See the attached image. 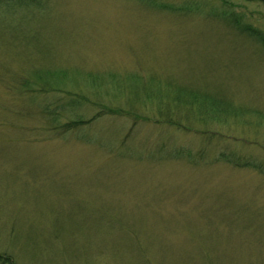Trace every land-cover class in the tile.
<instances>
[{"label":"rangeland","instance_id":"obj_1","mask_svg":"<svg viewBox=\"0 0 264 264\" xmlns=\"http://www.w3.org/2000/svg\"><path fill=\"white\" fill-rule=\"evenodd\" d=\"M243 28L264 38V0H0V256L264 264V176L214 163L229 152L264 164V45ZM37 71L57 90L31 104L18 81ZM109 74L222 96L230 124L194 118L192 128L236 139L208 141L137 115L94 119L92 102L126 104L84 83ZM70 93L90 103L78 98L61 122L88 126L54 132L42 107L64 108ZM178 148L205 159H173Z\"/></svg>","mask_w":264,"mask_h":264},{"label":"trees","instance_id":"obj_2","mask_svg":"<svg viewBox=\"0 0 264 264\" xmlns=\"http://www.w3.org/2000/svg\"><path fill=\"white\" fill-rule=\"evenodd\" d=\"M225 17L232 24L239 25V21L234 14L226 13ZM243 29L244 34L253 36L256 40L260 39L258 32H256V35L251 32L253 31L251 28ZM260 43L264 45V38L260 39ZM106 76L89 75L86 76V82L84 81V83L94 90L95 95H108L113 101L123 100L126 104L120 106L113 103L108 105L102 102H92L98 110V114L94 119L107 114L116 116L122 114L137 115L135 117L138 119L154 120L155 123L176 127L180 131L193 132L198 137H203L208 141L214 138L236 139L235 136L229 134L223 135L216 131L192 128L194 118L204 125L224 123L227 126L230 124L231 119H233L230 116L235 114L230 112L232 111L231 106L222 96L210 95L205 90L193 88L190 85H182L178 82L163 85L158 76H150L148 79H143L139 74H130L125 77L115 74ZM18 84V89L22 91L24 96L29 98L31 104L40 96L49 93L50 89L52 91L57 90L54 86L49 85L51 83L48 77L38 71L34 73V79L22 76ZM111 91L113 96H111ZM69 95L71 97L70 105L64 108L51 107L50 105L42 107L44 114L51 118L50 124L54 132L71 133L88 126L89 121L83 119L71 120V122L64 124L61 122L60 118L64 110L76 107L75 105L81 103L78 98H81L85 103H90L85 95L79 93H70ZM154 104L156 105L157 114L149 117L147 112L152 109ZM169 153L173 159H186L192 163L194 162L195 165L205 159L203 151L195 152L189 148H178ZM218 162L229 164L238 169H250L264 176V164L260 161H244L236 154L218 152L214 163ZM210 163H213V161H210ZM13 262L8 256L6 258L0 256V264H14Z\"/></svg>","mask_w":264,"mask_h":264}]
</instances>
